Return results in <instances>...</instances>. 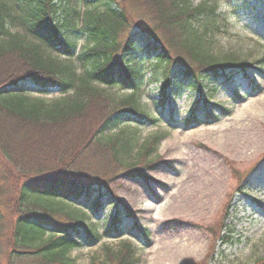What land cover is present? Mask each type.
Returning <instances> with one entry per match:
<instances>
[{
	"label": "trees",
	"instance_id": "16d2710c",
	"mask_svg": "<svg viewBox=\"0 0 264 264\" xmlns=\"http://www.w3.org/2000/svg\"><path fill=\"white\" fill-rule=\"evenodd\" d=\"M217 9L216 2L194 5L193 0H0V237L8 204L14 219L0 250L6 264L15 256L36 264H76L69 255L73 249L100 241L96 223L72 206L83 196L92 198L88 207H98L94 196L110 192L108 180L83 172L79 157L105 152L128 171L131 155L147 157L158 141L154 137L151 147L139 149L136 132L105 134L122 118L136 125L156 122L137 98L142 69L134 57L153 60L163 100L181 79L201 92L204 80L252 66L213 52L211 40L227 28ZM77 37L85 40L79 49ZM113 88L130 94L115 98ZM50 90L61 96L50 101L32 96ZM217 110L218 115L207 111L202 118L192 113L185 123H209L227 112ZM118 221L115 217L108 231L119 232ZM80 232L83 243L75 238ZM137 261L132 245L123 242L93 264Z\"/></svg>",
	"mask_w": 264,
	"mask_h": 264
},
{
	"label": "rangeland",
	"instance_id": "374dc122",
	"mask_svg": "<svg viewBox=\"0 0 264 264\" xmlns=\"http://www.w3.org/2000/svg\"><path fill=\"white\" fill-rule=\"evenodd\" d=\"M206 2L218 4L217 13L227 25L211 40L213 52L252 67L231 70L228 80L206 79L201 92L193 89L192 81L181 79L163 100L160 81L153 77V60L132 59L142 69L137 98L156 122L136 125L122 118V124L116 121L105 134L136 132L139 149L151 147L154 137L158 141L147 157L131 155L125 164L128 171L118 168L105 152L97 158L79 157L82 171L97 181L108 180L110 192L94 196L99 202L94 209L88 207L92 198L83 196L72 206L96 223L101 235L95 245L83 243L82 232L75 236L83 243L69 253L76 264L104 261L108 251H118L123 242L132 245L136 264H198L207 258V264L264 262V0H193L194 5ZM84 42L77 37V49ZM109 91L115 98L130 94L119 88ZM32 96L50 101L61 95L50 90ZM203 100L209 102L205 107ZM218 108L227 112L214 121L185 123L191 113L202 118L207 111L218 115ZM5 186L10 187L4 189L8 195L12 186ZM8 205L1 209L5 222L1 251L14 220ZM114 217L119 232L108 231ZM15 257L13 264H36ZM5 258L2 253L0 264L7 263Z\"/></svg>",
	"mask_w": 264,
	"mask_h": 264
}]
</instances>
